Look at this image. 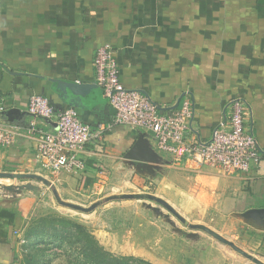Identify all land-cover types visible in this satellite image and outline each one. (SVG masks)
I'll return each mask as SVG.
<instances>
[{
	"label": "crops",
	"instance_id": "crops-1",
	"mask_svg": "<svg viewBox=\"0 0 264 264\" xmlns=\"http://www.w3.org/2000/svg\"><path fill=\"white\" fill-rule=\"evenodd\" d=\"M104 44L114 50L124 86L145 93L161 112L190 96L192 126L203 140L229 117L232 102L243 100L247 126L263 148L261 165L226 173L190 159L179 164L157 149L152 134L115 125L101 142L86 146L84 171L56 176L40 170L36 134L28 133L30 96H47L56 111L76 108L93 128L107 125L115 111L97 85L94 65ZM60 81L83 85L77 105ZM0 94V121L20 132L11 146L0 145V171L58 179L61 195L69 197L78 183L133 173L125 154L144 132L163 163L137 175L156 184L194 223L229 222L236 234L252 233L264 250V223L242 216L264 207V0H0ZM37 126L55 130L56 119L38 118ZM37 204L33 190L0 193V209L14 214V225L0 218V264L17 262V238Z\"/></svg>",
	"mask_w": 264,
	"mask_h": 264
},
{
	"label": "rangeland",
	"instance_id": "rangeland-1",
	"mask_svg": "<svg viewBox=\"0 0 264 264\" xmlns=\"http://www.w3.org/2000/svg\"><path fill=\"white\" fill-rule=\"evenodd\" d=\"M134 168L133 173L131 169L122 170L101 180L78 183L69 197L61 195L60 180L55 178L51 179L53 185H48L35 178L6 177L10 181L0 184L1 196L33 190L38 197L37 206L27 215L17 238V263L71 264L82 260L77 248L61 239L66 234L63 220L69 219L87 226L100 245L116 255H134L155 264H257L206 231L183 223L158 201L112 199L91 211H82L61 204L53 191L55 187L63 199L84 206L114 194L149 192L166 199L189 222H195L162 195L156 184L137 175L144 176L141 168ZM208 226L264 260V250L252 233L236 234L229 222Z\"/></svg>",
	"mask_w": 264,
	"mask_h": 264
},
{
	"label": "built area",
	"instance_id": "built-area-1",
	"mask_svg": "<svg viewBox=\"0 0 264 264\" xmlns=\"http://www.w3.org/2000/svg\"><path fill=\"white\" fill-rule=\"evenodd\" d=\"M94 65L97 84L114 108L113 119L107 125L93 128L85 123L76 108L56 111L50 99L32 94L28 110L33 116L28 133L36 134V162L39 169L58 175L62 171L80 172L86 168V146L101 142L108 128L126 125L153 135L159 151L171 155L176 163L184 159L198 166L219 167L226 173L249 171L261 165L263 148L246 123L247 104L241 99L232 102L229 117L213 130L209 140H203L193 129L195 107L190 96L169 113L161 112L145 93L128 89L120 78V68L110 44L97 49ZM5 109L0 94V110ZM56 119L55 130L37 126V119ZM19 130L0 121V145L11 146Z\"/></svg>",
	"mask_w": 264,
	"mask_h": 264
},
{
	"label": "water",
	"instance_id": "water-1",
	"mask_svg": "<svg viewBox=\"0 0 264 264\" xmlns=\"http://www.w3.org/2000/svg\"><path fill=\"white\" fill-rule=\"evenodd\" d=\"M63 83V84H62ZM60 84L64 85V88L66 90V93L70 91V94L72 95V100L73 105H77V98L79 97V94L82 91L83 85L78 83V82H73L71 84H67L64 82L60 81ZM98 85V84H97ZM99 86V85H98ZM79 104V103H78ZM125 157L129 159L131 162L130 164L134 165L137 167V169L140 170V168L143 171L144 169L150 170L154 172V170L157 167V164L161 162V157L160 155L155 151V149L152 147L149 139L146 137V134L144 132H140L139 137L135 141V143L132 145V147L127 151L125 154ZM0 177H7V178H35L38 180L43 181L44 183L48 185H53L52 181L48 179L47 177L37 174V173H16V172H5V171H0ZM54 194L57 198V200L68 207L82 210V211H91L104 201L112 200V199H125V198H147V199H152L155 201H158L159 203L163 204L166 206L170 211H172L183 223L189 225L191 228H196V229H202L212 235L213 237L217 238L218 240L230 245L233 247L236 251L239 253L243 254L250 260L254 261L257 264H264V260L257 257L251 252L246 251L243 249L241 246L236 244L234 241L226 238L223 236L220 232L217 230L211 228L210 226L202 223H191L188 221V219L183 216L179 211L176 210L175 207H173L166 199L157 196L155 194L149 193V192H140V193H123V194H114L111 196L106 197L105 200H98L94 203H92L89 206H84L75 202L71 201H66L63 200L57 191V189L54 187L53 188ZM242 216L245 219H256V220H261V222L264 223V207L260 208H253L245 211L242 213ZM13 264H19L17 262Z\"/></svg>",
	"mask_w": 264,
	"mask_h": 264
},
{
	"label": "trees",
	"instance_id": "trees-1",
	"mask_svg": "<svg viewBox=\"0 0 264 264\" xmlns=\"http://www.w3.org/2000/svg\"><path fill=\"white\" fill-rule=\"evenodd\" d=\"M13 216V213L0 209V218L7 220L8 225H14ZM63 223L66 234L62 235L61 239L75 246L82 258L79 261H72L71 264H155L134 255H116L100 245L87 226L69 219L63 220Z\"/></svg>",
	"mask_w": 264,
	"mask_h": 264
},
{
	"label": "bare ground",
	"instance_id": "bare-ground-1",
	"mask_svg": "<svg viewBox=\"0 0 264 264\" xmlns=\"http://www.w3.org/2000/svg\"><path fill=\"white\" fill-rule=\"evenodd\" d=\"M4 182L0 181V184H3ZM1 189V188H0Z\"/></svg>",
	"mask_w": 264,
	"mask_h": 264
}]
</instances>
